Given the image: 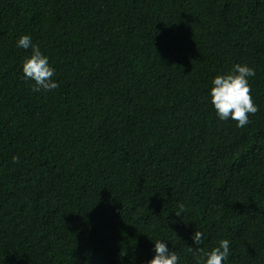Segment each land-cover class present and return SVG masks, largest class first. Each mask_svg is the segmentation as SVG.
I'll list each match as a JSON object with an SVG mask.
<instances>
[{
  "label": "trees",
  "instance_id": "trees-1",
  "mask_svg": "<svg viewBox=\"0 0 264 264\" xmlns=\"http://www.w3.org/2000/svg\"><path fill=\"white\" fill-rule=\"evenodd\" d=\"M22 34L58 88L23 78ZM235 63L244 127L208 95ZM196 229L264 264V0H0V264H142L150 238L196 264Z\"/></svg>",
  "mask_w": 264,
  "mask_h": 264
},
{
  "label": "clouds",
  "instance_id": "clouds-1",
  "mask_svg": "<svg viewBox=\"0 0 264 264\" xmlns=\"http://www.w3.org/2000/svg\"><path fill=\"white\" fill-rule=\"evenodd\" d=\"M16 47L30 49V55L22 62L23 78L32 81V91L48 92L59 87L53 79L54 68L49 63V57L42 52L39 44L34 43L29 34H22L16 40ZM255 76V69L247 63H235L232 68L224 73L217 74L211 81L209 89L210 103L216 116L220 120H234L237 127H244L249 123V114L258 111V105L254 103L251 94L249 78ZM18 156H13L17 160ZM185 205L179 204L176 215L184 213ZM153 242V255L142 264H180V257L172 250L167 239L150 238ZM192 245L189 247L196 264H222L227 261L230 254V241L220 239L210 250L205 251L202 247L205 233L196 229L191 234ZM202 254V255H201Z\"/></svg>",
  "mask_w": 264,
  "mask_h": 264
}]
</instances>
